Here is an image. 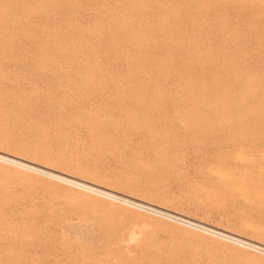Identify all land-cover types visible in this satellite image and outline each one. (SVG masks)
Here are the masks:
<instances>
[{
    "label": "rangeland",
    "instance_id": "obj_1",
    "mask_svg": "<svg viewBox=\"0 0 264 264\" xmlns=\"http://www.w3.org/2000/svg\"><path fill=\"white\" fill-rule=\"evenodd\" d=\"M0 152L264 245V0H0ZM0 264L264 254L0 162Z\"/></svg>",
    "mask_w": 264,
    "mask_h": 264
},
{
    "label": "bare ground",
    "instance_id": "obj_2",
    "mask_svg": "<svg viewBox=\"0 0 264 264\" xmlns=\"http://www.w3.org/2000/svg\"><path fill=\"white\" fill-rule=\"evenodd\" d=\"M177 1V0H176ZM176 3V2H175ZM167 4V3H166ZM175 6V5H174ZM160 7V6H159ZM189 7V6H188ZM141 8V7H140ZM132 10V9H131ZM169 10V9H168ZM136 11V10H135ZM140 11V10H139ZM159 11V10H158ZM167 11V10H166ZM180 12V11H179ZM136 13V12H135ZM131 16V15H130ZM124 21V20H123ZM165 21V20H164ZM165 23V22H164ZM124 24V23H123ZM133 25V24H132ZM166 25V24H165ZM124 26V25H123ZM131 28V26H130ZM152 28V27H151ZM172 28V27H171ZM141 31V30H140ZM113 34V33H112ZM154 35V34H153ZM142 36V35H141ZM131 37V36H130ZM139 37V36H137ZM147 37V36H146ZM155 37V36H154ZM223 37V36H222ZM136 38V37H134ZM139 39V38H138ZM136 41V40H135ZM140 41V39H139ZM147 44V43H146ZM145 44V45H146ZM177 44V43H176ZM139 45V44H138ZM141 46V45H140ZM150 46V45H149ZM161 46V44H160ZM163 47V46H162ZM139 48V47H138ZM149 48V47H148ZM151 48V47H150ZM146 49V48H145ZM173 50V49H172ZM141 52V50H140ZM170 53V52H169ZM145 54V53H144ZM140 55V54H139ZM138 55V56H139ZM135 58V57H134ZM140 58V57H138ZM142 59V58H140ZM143 59H146L143 58ZM195 59V58H194ZM148 60V59H147ZM149 61V60H148ZM146 63V62H145ZM144 64V63H143ZM147 64V63H146ZM199 95V94H198ZM155 108V107H154ZM258 113V112H257ZM8 155V156H7ZM3 154L2 152H0V156H7L9 157L10 160H7L5 158H2L0 157V162L2 163H7V164H12V166H17V168H22L23 170L25 169V171L29 170V171H33V172H36L38 174H41L42 176H46L47 178H50V179H53V180H57V182H62L64 184H68V186H74V187H77L78 189L80 190H83L85 192H88V193H91V194H95L97 196H101L105 199H108V200H111V201H114V202H119L121 204H124L126 206H129V207H132V208H135V209H138V210H142V211H145V212H149L150 214L152 215H155V216H159L161 218H166L167 219H170L171 221L173 222H176L182 226H185V227H188L190 229H193L195 231H198L200 233H203V234H208V235H211V236H215L217 238H220L222 239L223 241H227V242H230L232 244H235V245H238V246H241L243 248H247V249H250V250H253L255 252H258V253H261V254H264V245L259 243V242H255V241H252V240H249L247 238H244V237H241L239 235H236V234H233V233H230L228 231H225V230H222L220 228H217V227H213L209 224H206L204 222H201V221H198V220H195V219H191L187 216H184V215H181V214H178V213H175V212H171L168 210L165 211L163 210V208H159V207H153L151 206L152 208H146V207H142L140 206V204H138L136 202V200H133V198H129L127 201L118 197L119 194H117L116 192H113V191H109L108 189L106 188H98V189H102V191L104 193H101V192H98V191H95V190H90V189H87V188H84L82 186H79L77 185L76 183H84V182H81L79 179H76L72 176H69V175H66V176H57V171H53V170H49L47 168H44L40 165H37V164H34L32 165L30 162L28 163V161H25V160H22V159H19L15 156H12V155H9V154ZM55 176H54V175ZM64 175V174H63ZM75 182V183H74ZM100 191V190H99ZM126 199V198H125ZM208 226L211 227L210 229H206ZM206 227V228H205ZM214 229V230H213ZM219 230V231H222V232H225L224 234H221V233H217L216 230ZM227 232V233H226ZM47 236V235H46ZM61 238H65V236L61 237ZM254 242V243H257L258 246L255 247V245H252L250 244V242ZM81 246V245H80ZM88 246V245H87ZM260 246V247H259ZM262 246V247H261ZM83 247V245H82ZM81 247V248H82ZM84 248V247H83ZM82 248V249H83ZM258 248V249H257ZM86 250V249H84ZM88 250V249H87Z\"/></svg>",
    "mask_w": 264,
    "mask_h": 264
},
{
    "label": "built area",
    "instance_id": "obj_3",
    "mask_svg": "<svg viewBox=\"0 0 264 264\" xmlns=\"http://www.w3.org/2000/svg\"><path fill=\"white\" fill-rule=\"evenodd\" d=\"M206 227H207V228H206ZM206 227H205L206 229H210V228H211V227L208 228V226H206ZM213 230H214V229H213ZM215 230H216L217 233H221V234H224V233H225V232L219 231V230H217V229H215ZM226 233H227V232H226ZM248 242H250V241H248ZM250 244L255 245V247L258 246L257 243H254V242H250ZM259 247H260V246H259ZM261 247H262V246H261ZM257 249H258V248H257Z\"/></svg>",
    "mask_w": 264,
    "mask_h": 264
}]
</instances>
